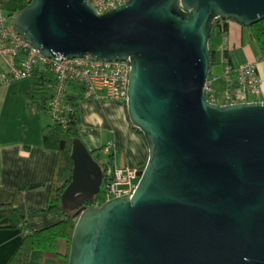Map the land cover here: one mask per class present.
<instances>
[{"label": "water", "instance_id": "95a60500", "mask_svg": "<svg viewBox=\"0 0 264 264\" xmlns=\"http://www.w3.org/2000/svg\"><path fill=\"white\" fill-rule=\"evenodd\" d=\"M218 18L251 25L264 0H31L12 26L44 54L129 59L128 109L149 157L132 195L85 205L105 174L74 142L69 264H264V100L208 98ZM121 184V187H127Z\"/></svg>", "mask_w": 264, "mask_h": 264}, {"label": "crops", "instance_id": "0c3cea01", "mask_svg": "<svg viewBox=\"0 0 264 264\" xmlns=\"http://www.w3.org/2000/svg\"><path fill=\"white\" fill-rule=\"evenodd\" d=\"M250 30L252 33L248 39L244 24L231 18L224 47H241L244 51L241 61L246 58L257 62L263 86V92L258 96L264 100V59L251 27ZM212 83L214 86V78ZM230 83L228 79V86ZM30 85V77L7 81L0 77V200L10 196L6 190H25L27 207L35 209L47 205L59 151L44 143L43 126L53 117L38 106L29 104L26 92ZM81 111V138L91 149L104 146L102 151L109 156L113 152L110 156L114 168L112 173L118 168L146 164L149 144L135 127L127 100L90 95L81 100ZM31 182L43 184L28 188ZM58 218L45 210L35 211L30 215L26 227L40 228ZM22 238V227L0 228V264H12L11 257Z\"/></svg>", "mask_w": 264, "mask_h": 264}, {"label": "trees", "instance_id": "16d2710c", "mask_svg": "<svg viewBox=\"0 0 264 264\" xmlns=\"http://www.w3.org/2000/svg\"><path fill=\"white\" fill-rule=\"evenodd\" d=\"M30 1L1 0L0 4L5 8L8 16L12 17L17 10L29 4ZM250 26L258 42L260 54L264 59V18ZM229 27L230 18H218L214 23L212 35L216 33L228 34ZM211 47L212 67L218 58L225 61L226 64L232 65L249 60L245 58L241 61V56H244L241 47L229 48L227 46L221 48L212 45ZM30 78L31 85L26 92L29 104L37 105L53 117L51 122L43 126L42 133L45 145L59 151L57 168L51 184L48 202L44 207L29 209L25 202V190H6L10 192V196L0 200V228H23L22 241L11 257L12 264H69L79 210L65 207L62 197L66 187L73 179L75 165L73 147L75 140L81 138V100L86 97V85L84 82L75 79L67 81L63 100L70 104L55 113L52 111L51 100L56 90L57 75L53 71L52 63L37 62ZM210 78L212 77L210 76ZM230 84L233 85L234 83ZM135 127L145 136L143 130L138 126ZM103 148L104 146L92 149L93 155L98 160ZM112 154L113 152L110 153V156ZM112 163L113 160L110 158L107 166H103L105 178L112 174L109 171ZM1 166L0 152V175ZM144 166H140L141 171H143ZM42 184L43 182H31L27 187L34 188ZM93 200L94 198L90 202L87 200L85 205L91 204ZM41 210L51 212L59 218L55 222L40 228H27L30 215Z\"/></svg>", "mask_w": 264, "mask_h": 264}, {"label": "built area", "instance_id": "2783aa9c", "mask_svg": "<svg viewBox=\"0 0 264 264\" xmlns=\"http://www.w3.org/2000/svg\"><path fill=\"white\" fill-rule=\"evenodd\" d=\"M100 13L109 10L127 0H91ZM12 17L0 4V56L8 65V69H0V77L7 81L19 77H31L34 65L39 61L51 62L57 75V85L52 97V111L58 112L70 103L63 100L66 83L70 79L85 83V95L113 97L127 100L132 63L129 59H102L88 53L86 55L67 56L60 54L52 57L44 54L23 33L15 29ZM226 76L230 84L223 90L224 98L218 101L219 89L213 86L212 78L206 83L208 98L216 102H240L260 100L253 98L263 92L262 77L256 61L245 60L236 65L226 64ZM142 175L140 166L118 168L104 179L102 189L92 201V205L119 195H132ZM127 184V187H121ZM90 204V205H91Z\"/></svg>", "mask_w": 264, "mask_h": 264}, {"label": "rangeland", "instance_id": "374dc122", "mask_svg": "<svg viewBox=\"0 0 264 264\" xmlns=\"http://www.w3.org/2000/svg\"><path fill=\"white\" fill-rule=\"evenodd\" d=\"M246 28V33L248 34V39L251 35V30H250V25H244ZM210 43L212 46L214 47H224V44H227L226 41V34L223 33H216L214 35L211 36L210 39ZM9 65L7 63V61L3 58L0 57V69L4 70V69H8ZM225 69H226V63L225 61L220 60L219 58L216 60V62L213 64L212 67V72H211V77L214 78V87L216 89H219V94H218V101L223 100L224 98V92L223 90L227 88L228 86V77L226 76L225 73ZM1 76V75H0ZM28 76L22 77V78H26ZM259 98L258 95L253 96V98ZM37 106V105H35ZM110 159V156L107 152L102 151L99 157V161L101 162V164L103 166H107V163ZM114 170L112 164H110V168L109 171L112 172Z\"/></svg>", "mask_w": 264, "mask_h": 264}, {"label": "flooded vegetation", "instance_id": "af4514ba", "mask_svg": "<svg viewBox=\"0 0 264 264\" xmlns=\"http://www.w3.org/2000/svg\"><path fill=\"white\" fill-rule=\"evenodd\" d=\"M91 200V199H90ZM90 200H89V202H90ZM88 205H90V204H88Z\"/></svg>", "mask_w": 264, "mask_h": 264}, {"label": "clouds", "instance_id": "9594fccd", "mask_svg": "<svg viewBox=\"0 0 264 264\" xmlns=\"http://www.w3.org/2000/svg\"><path fill=\"white\" fill-rule=\"evenodd\" d=\"M261 100V99H260ZM143 172V171H142Z\"/></svg>", "mask_w": 264, "mask_h": 264}]
</instances>
